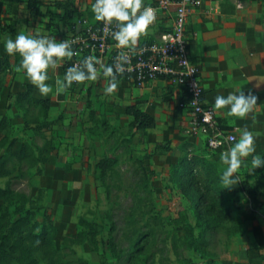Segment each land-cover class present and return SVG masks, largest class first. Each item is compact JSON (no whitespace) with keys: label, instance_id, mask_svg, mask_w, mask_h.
Here are the masks:
<instances>
[{"label":"rangeland","instance_id":"obj_1","mask_svg":"<svg viewBox=\"0 0 264 264\" xmlns=\"http://www.w3.org/2000/svg\"><path fill=\"white\" fill-rule=\"evenodd\" d=\"M0 1V54L7 53L4 42L9 36L46 31L44 20L36 27L27 20L23 3ZM55 1L44 0L48 7ZM75 2L84 14L93 11L94 0ZM56 12L57 20L62 13ZM169 21L167 14L160 16L139 41H153L169 30ZM10 57L14 66L5 73L0 94V122L5 114L10 116L0 133V188H11L27 201L1 199L0 219L12 240L24 239L33 249L31 264H264V249L258 248L253 234L256 225L264 229V168L253 169L250 156L234 174L233 185L221 183L222 193L231 203L240 180L248 178L262 207L253 211L243 201L229 218L206 221L194 209L202 191L197 173L186 176L183 159L207 158L217 166L220 180L227 165L209 149L204 136L189 130V120L186 128L176 116L159 120L154 130H134L122 110L128 100L120 84L106 94L103 77L78 85L64 110L53 108L47 115L17 96L27 79L19 68L20 54ZM61 63L55 68L56 80L64 78ZM44 146L52 148L46 162L39 159ZM153 152L157 154L150 158ZM105 156L117 158L118 164L101 180L97 163ZM21 219L27 220L23 233H12ZM44 228L53 234L52 254L34 247L31 240L32 232Z\"/></svg>","mask_w":264,"mask_h":264},{"label":"crops","instance_id":"obj_2","mask_svg":"<svg viewBox=\"0 0 264 264\" xmlns=\"http://www.w3.org/2000/svg\"><path fill=\"white\" fill-rule=\"evenodd\" d=\"M242 1L243 9L236 7L237 0H228L219 6L218 13L205 15L195 12L189 18L188 33L192 38L189 55L201 70L207 104L214 107L218 94L226 96L238 88L257 97V105L243 118L229 115L227 107L215 110L221 126L236 130L237 135L245 128L252 131L259 153L264 151V0ZM83 18L96 20L88 14H83L78 20ZM42 20L45 21L44 18ZM43 34L47 35L48 31ZM4 54L7 53L1 55ZM61 64L64 75V64ZM55 70L49 71L51 78L47 83L53 85V90L47 95H42L25 75L26 83L34 86L35 96L52 100V111L53 108L64 110L70 102L65 89L58 90ZM119 84L123 98L128 100L126 106L140 102L139 107L154 116L158 125L159 120L179 116L178 120L187 127L189 119L187 113L179 108V103L184 96L188 98V94L175 80L159 79L142 87L127 80H120ZM25 89L23 86L20 91ZM122 110L126 114L125 107Z\"/></svg>","mask_w":264,"mask_h":264},{"label":"clouds","instance_id":"obj_3","mask_svg":"<svg viewBox=\"0 0 264 264\" xmlns=\"http://www.w3.org/2000/svg\"><path fill=\"white\" fill-rule=\"evenodd\" d=\"M92 10L97 21L114 25L111 35L117 41V47L125 49L112 64H104L102 60L90 54L78 64L69 66L63 80L57 79L58 90L69 88L73 82L95 81L100 77L106 79L105 93L113 94L119 86V78L125 73L130 63L128 53L143 52L137 47L141 36L146 35L149 26L156 20L155 10L145 0H94ZM5 50L8 54L19 53L20 68L30 81L39 89L42 95L53 90L49 69H55L63 59H71L75 50L74 41L69 39L57 40L54 36L18 33L13 39L5 40ZM102 69V71H101ZM257 97L251 92L245 94L241 88L229 92L226 96L218 94L215 97L214 108L227 107L228 114L245 117L257 105ZM255 135L247 128L240 133L239 139L227 150L221 153V160L227 165L221 174L222 183L228 186L234 184L238 170L246 166L247 157L251 156L253 169L264 166V155L256 151Z\"/></svg>","mask_w":264,"mask_h":264},{"label":"trees","instance_id":"obj_4","mask_svg":"<svg viewBox=\"0 0 264 264\" xmlns=\"http://www.w3.org/2000/svg\"><path fill=\"white\" fill-rule=\"evenodd\" d=\"M17 3H23L25 5V13L27 20L36 27L42 18L45 19L44 28L48 31L49 36H54L57 40L67 39L75 32V26L78 19L84 14L83 11L77 6L75 0L61 1L56 0L53 4H50L53 7H48L44 0H17ZM49 5V6H50ZM47 6L46 10H43ZM56 10L60 11L62 14L59 15V18L56 20V15L58 13ZM4 14V3L0 1V29L2 28V20ZM90 17H95L94 12L90 11L88 13ZM71 33V35H66V32ZM168 31V30H166ZM21 62V61H20ZM75 56L71 59H68L64 65V74L67 68L75 64ZM14 65L11 62L10 54H0V94L3 92V79L6 72H11V68ZM20 66V64H19ZM20 68V67H19ZM21 69V68H20ZM119 80H126L125 75L123 74ZM88 82V81H85ZM84 82H73L72 85L65 89V92L70 96L74 94L75 89L78 85ZM17 96L31 105L40 106L44 112L48 115L52 109V101L47 98H39L34 95V86L32 84H27L26 89L23 91L17 92ZM182 101H187L186 96L182 98ZM140 102H136L133 105H127L125 107L126 114L132 119L130 126L137 131H148L154 130L157 127V120L154 116L143 111L139 107ZM58 118L47 121L46 125L50 123H55L59 120ZM8 119H10L9 114H5L0 122V133L2 132L5 125H7ZM223 127V126H222ZM227 130H233L232 128H226ZM15 142L12 140L9 145L11 150ZM160 146H156L158 149ZM211 150V149H210ZM212 151V150H211ZM52 152V148L44 146L40 150L39 159H42L43 162L48 160L47 154ZM214 152V151H212ZM220 154V152H214ZM157 154L153 152L149 155L151 158ZM264 155V153H262ZM251 158V156H250ZM183 163L187 167V173L192 174L197 173L198 184L202 187L200 192V199L195 202L194 209L199 215L207 219L216 218V219H226L231 216V214L238 208L235 205L237 203L247 201L249 202L253 211H256L262 207V201L260 199V194L258 190L254 187L253 183L248 178H243L240 180V189L232 192L231 203L228 202V199L223 196L221 188V180L217 176V166L210 162L207 158L198 155H189L183 159ZM118 164V159L105 156L97 163V171L101 180L105 179L110 172H112ZM264 168V166H262ZM42 170H40V173ZM16 199L20 198L21 200L27 201L25 195L17 194L11 188H0V200L1 199ZM23 203L22 205H24ZM24 207L19 208L21 211ZM1 210V205H0ZM203 220V219H202ZM4 218L0 219V264H31L33 263L30 259L33 257V249L26 247V243H21L11 239V236L4 232L5 223ZM26 219H21L17 222L13 228L14 231H20L23 233V226L26 224ZM4 232V233H3ZM253 234L258 245V248L264 249V229L261 225H256L253 228ZM31 240L34 244V247L37 246L38 249H41L43 252L52 254L54 250V240L52 231L48 228H44L39 232H32ZM193 246L197 245L195 242L191 241ZM24 245V246H23Z\"/></svg>","mask_w":264,"mask_h":264},{"label":"built area","instance_id":"obj_5","mask_svg":"<svg viewBox=\"0 0 264 264\" xmlns=\"http://www.w3.org/2000/svg\"><path fill=\"white\" fill-rule=\"evenodd\" d=\"M147 1L156 12L153 23L167 14L170 28L151 42L139 41L137 47L144 49L142 53H128L130 63L124 73L126 80L139 87L159 79L175 80L188 94L187 101H181L179 108L187 113L189 130L204 136L209 149L222 153L236 142L237 131L223 128L215 108L206 103L201 70L190 58L191 40L187 35L189 18L195 12L205 15L218 13L219 6L228 0ZM236 7L243 9V1L237 0ZM113 27L103 21L78 20L75 32L67 38L74 41L75 64L90 54L98 56L104 64L114 63L116 57L126 50L117 47V41L111 35Z\"/></svg>","mask_w":264,"mask_h":264}]
</instances>
